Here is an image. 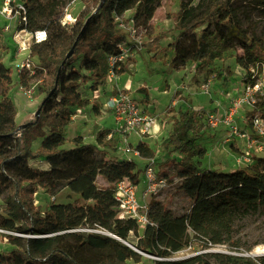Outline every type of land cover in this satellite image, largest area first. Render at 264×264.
<instances>
[{"label": "trees", "instance_id": "obj_1", "mask_svg": "<svg viewBox=\"0 0 264 264\" xmlns=\"http://www.w3.org/2000/svg\"><path fill=\"white\" fill-rule=\"evenodd\" d=\"M24 1L28 6L26 28L47 31L46 41L31 48L32 55L42 63L41 69H36L42 71L38 87L42 97L33 116L17 123L16 108L9 96L16 81L0 59V200L6 204L0 228L16 233L4 234L8 247L0 252V264H80L59 247L62 237L68 234L79 244L93 248L111 246L113 258L99 264L137 263L142 258L140 252L155 257L154 264H264V255L252 261L210 251L170 258L194 244L238 249L233 239L236 222L264 215V156L252 155L249 163L228 170L198 164L207 152L197 141L204 135L202 111L170 110L169 129L161 141L164 151L178 156L170 162L189 207L174 214L163 203L150 200L148 221L142 227L135 219L120 216L116 208L114 184L122 179L137 184L139 176L133 159L108 152L110 131L99 129L96 144L83 143L80 136H75L69 141L72 147L64 146L65 128L72 116L87 103L86 95L93 96L105 85L109 58L120 54V45L128 42L115 21L126 0H97L89 14H82L65 28L54 16L70 0ZM230 1L215 3L187 25L200 36L191 49L173 56V67L190 64L197 72L207 70L215 75L212 68L216 61H225L227 50L233 49L242 85L254 84L250 68L259 67L258 74L264 81V39L243 27ZM132 5L134 25L145 28L154 9L138 0ZM217 78L223 77L217 73ZM254 99L248 105L247 122L254 116L264 117V94ZM71 148L89 153L91 159L61 182L55 175ZM135 148L140 157L152 155L142 141H137ZM39 160L47 162L48 167L31 165ZM99 176L106 185L97 184ZM60 185L78 194V199L49 202L44 209L33 203L38 188L52 193ZM18 218L21 222L16 224ZM94 225L115 237L75 230Z\"/></svg>", "mask_w": 264, "mask_h": 264}, {"label": "rangeland", "instance_id": "obj_2", "mask_svg": "<svg viewBox=\"0 0 264 264\" xmlns=\"http://www.w3.org/2000/svg\"><path fill=\"white\" fill-rule=\"evenodd\" d=\"M71 1L72 0L67 3L69 4ZM96 1L97 0H74L69 10L76 18H79L82 14H89L93 10ZM136 1L137 0H126L123 5L124 8L121 7L115 15V21L118 22L121 31H123L126 41L129 40L126 42V45L131 47V50L128 52L124 63L120 64V66L115 69V83L118 87L117 89L114 87L116 90H112V93L114 94L120 89L123 82L129 80L134 87L120 90L130 94L133 100L140 105L146 113L152 115L154 118L156 116V123L159 124L160 130H157V132L154 130V122L148 133L143 136V139L147 137V139H145L148 144L146 142L145 144L151 150L152 155L143 158L140 156H133L131 153L122 152V150L118 148L122 146V138L120 137V133L116 130L115 122H113L110 116L107 118L102 117V115H99L100 112L91 113V117H95L96 119H90L89 126H87V129L84 131L86 135L85 137H81V142L96 144L94 137L95 130L101 126L110 127L107 129L112 132V139L110 146L107 148L108 152L119 157H128L135 161L136 171L139 176V182L136 184L138 198L143 200L144 191L146 189L144 188L145 180L143 170L148 163V158H153L156 175L158 178L166 179V186L157 194L150 196V198L148 197V199L149 201H159L163 203L164 206L169 208L174 214H181L187 210L190 202L178 188L179 178L176 176L170 162V159H177L178 156L176 153L164 151L161 144L162 139L167 133L166 124H168V120L165 115L168 113V108L174 109L178 107L177 103L171 104L172 101L176 98L185 99L187 95L189 96L192 93V95H195L198 101H200L201 105L205 107L204 109L199 108L197 111H202L204 114L211 112L217 116L223 115L230 106V98L237 97L241 94L242 81L237 74V67L234 61L235 51L233 49L227 50L225 61H216V64L212 68L215 75H209L207 70L197 72L194 70L195 67L190 64L176 68L171 65L173 56L176 53L191 49L195 44V39L200 36L198 31L187 28V25L202 16L215 3L222 0H138L148 4L154 9L153 17L145 28L135 26L134 21L131 19L134 12V5L132 4ZM230 4L240 18L243 27H245L249 33L264 39V0H231ZM61 9L54 16L57 20ZM13 25H16V22ZM132 26L135 28V34L137 35L136 41L127 36L129 34V28ZM6 33L7 32H2L0 30V59L6 67L11 69L12 76L17 82L16 72L13 69L12 62V57L14 58L16 55L12 53L10 57L9 53L12 52L13 43L10 39L11 35ZM21 58L22 57H18L16 59ZM29 60L34 66L42 64L38 61L37 57L32 54ZM122 73L124 74L120 77V84H118V75ZM217 73L223 78L218 79ZM41 74L42 71L38 70L33 76L30 77V75H28L24 77V82H32L35 78L42 77ZM206 79H210L211 81V92L209 94L202 93L199 88L202 81ZM16 86L17 84L15 83L9 93L15 105L16 112L18 111L20 113L25 111V116L29 115V117H32L42 94L37 90L34 94V100L30 102ZM161 86H163L166 91H169L168 94H162L169 97L164 101L157 98L158 92L155 90L158 87L161 88ZM82 90V92L86 91L85 88ZM229 94L230 96H228ZM217 101L220 103V107L216 104ZM162 103L164 104L162 105ZM143 104H145L146 109L148 108L150 111L145 110ZM104 106L109 109L105 104ZM249 109L250 106H248V104L244 105L239 110L240 117L246 119V114L249 112ZM85 113L89 114L86 111ZM234 120L241 128H246L242 126V123H238L239 116H236ZM203 131L204 135L197 141L207 149V155L200 158L198 164L202 168L226 170L235 167L236 152H238L235 146H239L243 149L242 141L240 144V141L232 138L229 142H223L227 132L225 127L216 130L204 125ZM77 132L78 130H76V132L71 133L68 131L66 133L65 147H72L70 146L69 138L82 134ZM133 136L136 140L133 139ZM125 137L130 142L131 146H135L138 139L136 135L130 134L125 135ZM34 144L36 145L37 141L34 142ZM90 159L91 156L89 153L73 151L71 148L70 152L66 155L62 168L55 175V178L61 182L66 180L80 171ZM31 165L40 168L48 167V163L44 160L32 162ZM97 184L106 185L107 182L103 177L99 176L97 177ZM33 197V203L38 205L41 209H44L49 202L68 203L77 200L79 195L70 192L67 188L60 185L59 188L52 193L45 192L42 188H38ZM5 205L6 204L0 200V215H5ZM20 222L21 219L18 218L16 224ZM233 231V239L238 242V249L232 248L231 245H217L205 248L198 244H194L173 253L170 258H181L199 252L210 251L243 256L252 261H256L255 258L261 255L255 256L252 253L256 251V249L264 250V215H253L236 222ZM9 233L12 235L16 234L12 232ZM4 234L5 233L0 232V252L4 249L6 250L8 247ZM105 234L109 235L110 233L105 231ZM59 247L65 250L80 264H99L113 258L111 246L93 248L86 244H79L70 234L62 237ZM154 260L155 257L143 254L140 262L134 263L129 261L128 263L154 264ZM221 264H224V262Z\"/></svg>", "mask_w": 264, "mask_h": 264}, {"label": "built area", "instance_id": "obj_3", "mask_svg": "<svg viewBox=\"0 0 264 264\" xmlns=\"http://www.w3.org/2000/svg\"><path fill=\"white\" fill-rule=\"evenodd\" d=\"M72 0L62 7L58 22L64 27L71 26L76 21L69 8ZM28 6L24 0H0V30L7 32L11 35L13 43L12 52L16 57H12L13 69L17 78V89L22 92L26 99L30 102L34 100V94L37 92L42 77L35 78L32 82H24V77L35 74L36 69H41L37 65H33L29 57L32 54L31 48L40 44L47 39V31L43 28L29 30L26 28ZM16 22V25H13ZM135 28H129L127 35L131 39H137ZM129 41V40H128ZM131 47L123 42L120 45V54L109 58V68L104 87L112 90L114 87L117 89L115 79V69L124 63L127 58L128 52ZM6 52V50H5ZM1 53V50H0ZM22 57L21 59H16ZM251 78L254 79V84L242 85L241 94L237 97L230 98V106L227 111L220 116L214 113L207 112L204 114V123L211 129L218 127H225L227 132L223 142H229L232 138L242 141L243 149L240 148L239 153L235 158L238 165H244L251 161L252 155L264 156V117L254 116L247 122L245 118H240L239 110L246 104L251 105L254 102V97L258 94H264V81L262 76L259 75V67L250 68ZM259 75V76H257ZM200 91L204 94L211 92V81L206 79L202 81L199 86ZM230 96V94L228 95ZM254 96V97H253ZM105 105L113 113L116 130L120 133L122 138V146L118 148L124 153H131L133 156H140L139 150L134 145L131 146L130 142L126 139L125 135L134 134L139 139L148 133L149 129L153 126L155 118L146 113L140 105H138L127 92L118 89L114 94H111L105 101ZM239 116V122L246 128H241L234 120ZM112 137L110 131L107 138ZM145 180V191L143 200H140L136 193V184L127 179H122L114 184L115 199L117 201V210L120 216L135 219L140 225L147 223V213L149 209L150 196L157 194L166 186V179L158 178L155 172V163L153 158H148V163L143 170ZM77 231H85L89 233L105 234V230L94 225V227H82L75 229ZM1 233L11 234L0 228Z\"/></svg>", "mask_w": 264, "mask_h": 264}, {"label": "crops", "instance_id": "obj_4", "mask_svg": "<svg viewBox=\"0 0 264 264\" xmlns=\"http://www.w3.org/2000/svg\"><path fill=\"white\" fill-rule=\"evenodd\" d=\"M131 62V61H130ZM124 73H122V74H120V75H118V84H120V77L123 75ZM135 86H136V84H135ZM118 87V86H117ZM131 87H134L133 85H131V82L129 81V80H127V81H125V82H123V85L122 86H120V89H127V88H131ZM112 90H116V89H112ZM112 90H108V89H106L104 86L102 87V88H100L93 96H92V94H90V95H86V98H87V103L74 115V116H72V119H71V121L69 122V124L66 126V128H65V135H66V133L68 132V131H70L71 133L72 132H76V130H78V132H80V133H82L81 135H80V137H85V135H86V133H84V131L87 129V126H89V122L91 121L90 119L91 118H95V117H91V113H98V112H100L99 113V115H102V117H108V116H110L111 118H112V120H113V122H114V117H113V115H112V113H111V111L109 110V109H107L105 106H104V104H105V101L107 100V98H109V96L111 95V94H113L112 93ZM155 90H157V94H158V96H157V98H159L161 101H164V100H166V99H168L169 97L168 96H166V95H162V94H168V90L166 91L164 88H163V86H161V88L160 87H158V88H156ZM186 94V93H185ZM219 101H220V99H219ZM180 102H182V103H180ZM145 103V102H144ZM178 104V107H176V108H174V109H171L170 107L168 108V113L165 115L166 116V118L168 119V116H169V111L170 110H173V111H175V110H177L178 108H180V109H186V108H190V109H193V110H197V109H199V108H202V109H204L205 107L203 106V105H201V103H200V101H198V99L196 98V96L195 95H192V93H191V95H187L186 97H185V99H178V98H176L174 101H172V103L171 104ZM164 103H162V105H163ZM217 105H218V107H220V103H218V101H217V103H216ZM215 107H217L216 105H214ZM143 108L145 109V110H147V111H150V109H146V105L145 104H143ZM85 111L87 112V113H89V114H86L85 113ZM25 114H26V112L25 111H22V112H16V122L17 123H22L23 121H25V120H27V119H29L30 117H29V115H26L25 116ZM87 115H88V118H87ZM25 116V117H24ZM241 118V117H240ZM239 118V119H240ZM96 119V118H95ZM156 121H157V118H156V116H155V125L153 126V128H154V130H156V132H157V130L159 131L160 130V127H159V124L158 123H156ZM166 126H167V131H168V127H169V124H166ZM107 129V128H110V127H98L96 130H95V135H96V132L99 130V129ZM219 128H221V126L220 127H218V128H216V130L217 129H219ZM77 132V133H78ZM156 134V133H155ZM77 136H79V135H77ZM75 137V136H74ZM95 137V136H94ZM134 137V136H133ZM73 138V137H72ZM71 137L69 138V139H72ZM147 137H144V139L142 140V139H137V141H142V142H146L147 144H148V142H147ZM133 139H135V137L133 138ZM136 140V139H135ZM238 141H240V144H241V140H239V139H237ZM202 145V144H201ZM203 146V145H202ZM148 147V146H147ZM235 148L238 150V152H236V155L239 153V151H240V148L241 147H239V146H235ZM207 155V153L205 154V156ZM235 155V156H236ZM124 157V156H123ZM126 158H128V157H126ZM234 165H235V167H237L238 165H237V163H234ZM217 167V166H216ZM235 167H231L230 169H232V168H235Z\"/></svg>", "mask_w": 264, "mask_h": 264}, {"label": "water", "instance_id": "obj_5", "mask_svg": "<svg viewBox=\"0 0 264 264\" xmlns=\"http://www.w3.org/2000/svg\"><path fill=\"white\" fill-rule=\"evenodd\" d=\"M72 53V49L67 53V55H66V57H68L70 54ZM38 113V111L36 112V114ZM110 235V234H109ZM112 237H115V236H113V235H111ZM127 245H129L131 248H133V249H135V247L134 246H131L130 244H127ZM142 255L143 254H146V255H149V254H147V253H142V252H140ZM185 257H187V256H185ZM181 258H184V257H181ZM156 259V258H155ZM171 259H179V258H171Z\"/></svg>", "mask_w": 264, "mask_h": 264}, {"label": "bare ground", "instance_id": "obj_6", "mask_svg": "<svg viewBox=\"0 0 264 264\" xmlns=\"http://www.w3.org/2000/svg\"><path fill=\"white\" fill-rule=\"evenodd\" d=\"M253 255H264V250L262 251V250H260V249H256V251H254L253 253H252Z\"/></svg>", "mask_w": 264, "mask_h": 264}]
</instances>
